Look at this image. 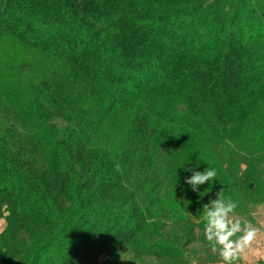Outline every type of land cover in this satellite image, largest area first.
<instances>
[{"label":"trees","instance_id":"trees-1","mask_svg":"<svg viewBox=\"0 0 264 264\" xmlns=\"http://www.w3.org/2000/svg\"><path fill=\"white\" fill-rule=\"evenodd\" d=\"M3 36L71 65L84 84L79 90L57 77L3 90L14 126L33 123L24 140L53 160L46 162L49 192L65 196L71 208L63 212L24 168L37 151H25L23 138L13 128L3 132L0 123L7 233L33 226L50 231L29 264H101L114 244L142 256L160 250L146 237L156 235L159 208L173 213L159 192L176 182L156 171L152 144L171 136L182 151L232 143L239 124L264 101V0L172 7L138 0H0ZM89 90L132 110L114 151L90 144L96 120L83 107ZM152 117L161 128L149 126ZM54 119L66 125L61 134ZM250 146L248 155L264 159V147ZM69 186L75 197L65 193Z\"/></svg>","mask_w":264,"mask_h":264},{"label":"rangeland","instance_id":"rangeland-1","mask_svg":"<svg viewBox=\"0 0 264 264\" xmlns=\"http://www.w3.org/2000/svg\"><path fill=\"white\" fill-rule=\"evenodd\" d=\"M138 1L148 5L172 7L210 0ZM57 77L68 78L76 89L84 87L71 65L50 54L26 48L8 36L0 37L1 129L6 133L14 129L16 135L23 138L25 151L32 148L37 151V157L31 158L24 168L47 189L48 196L55 204L61 205L65 212L71 209L68 199L59 193L49 192L51 167L46 162L53 160L44 151H39L37 144L24 140L26 133L34 131V124L14 126L15 115L9 107L12 103L3 93V90L18 89L20 86L47 82ZM83 107L92 111L96 120V127L90 135V144L101 150L114 151L129 127L132 110L111 105L94 90H89ZM51 125L58 134L66 127L61 119H54ZM239 125L236 141L232 143L210 144L182 151L177 146V140L171 136L166 138L165 143L157 141V144H152L154 166L159 168L156 171L163 173L165 170L169 175L172 174V181L176 182L174 185L167 183L159 192L161 201H168L175 206L173 213L169 217L165 210L159 208L152 226L156 235L146 237L150 244L161 245V249L142 256L135 255L131 246L114 244L101 256V264H221L217 253L206 245L200 213L202 204L208 203L210 197L214 199L221 190H226L225 195L239 199V215L243 219L251 220L260 229L257 242L248 250L240 264H264V159H253L248 155V149L253 143L255 146L264 147V101L253 110L247 121ZM149 126L161 128V122L152 117ZM45 146L43 144L42 147ZM196 163H199L197 171H203L208 165L215 167L218 177L213 184L208 185L206 182L197 192H193L185 184V178L191 174L185 169L192 168ZM66 192L75 197L73 187L69 186ZM8 217V210L0 206V263L29 264L31 254L47 238L50 231L33 226L30 231L9 234L7 232L11 231L12 225Z\"/></svg>","mask_w":264,"mask_h":264},{"label":"clouds","instance_id":"clouds-1","mask_svg":"<svg viewBox=\"0 0 264 264\" xmlns=\"http://www.w3.org/2000/svg\"><path fill=\"white\" fill-rule=\"evenodd\" d=\"M199 163L185 169L191 174L185 178V184L193 192H197L206 182L217 181L218 171L207 166L203 171H197ZM241 202L231 195H225L221 190L216 197L209 198L202 204L203 235L206 245L217 253L221 264H240L249 249L258 240L260 229L251 220L239 215Z\"/></svg>","mask_w":264,"mask_h":264}]
</instances>
